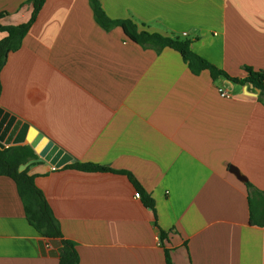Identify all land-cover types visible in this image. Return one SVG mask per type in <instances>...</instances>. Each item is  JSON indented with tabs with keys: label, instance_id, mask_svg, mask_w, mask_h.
I'll list each match as a JSON object with an SVG mask.
<instances>
[{
	"label": "crops",
	"instance_id": "crops-1",
	"mask_svg": "<svg viewBox=\"0 0 264 264\" xmlns=\"http://www.w3.org/2000/svg\"><path fill=\"white\" fill-rule=\"evenodd\" d=\"M100 2L112 20L191 40L232 78L264 71V0ZM32 10L0 0V23L24 24ZM1 83V108L80 163L132 173L153 197L157 216L126 174L27 163L80 264H167L164 248L173 264H264L246 188L264 192V104L251 85L194 75L176 50L108 32L89 0H46ZM27 219L15 182L0 176V264H60Z\"/></svg>",
	"mask_w": 264,
	"mask_h": 264
},
{
	"label": "trees",
	"instance_id": "trees-1",
	"mask_svg": "<svg viewBox=\"0 0 264 264\" xmlns=\"http://www.w3.org/2000/svg\"><path fill=\"white\" fill-rule=\"evenodd\" d=\"M33 10L28 22L14 26L2 25L0 23V32L5 33V37L0 40V98L2 94V71L11 53L18 52L22 46L27 33L30 32L37 16L45 6L46 0H31ZM93 9V15L96 22L108 32L116 27H121L130 40L143 48L153 49L161 52L166 48H171L178 52L184 63L194 75H201L208 71L214 80L223 77L240 85H251L259 90V101L264 104V71L255 72L247 68V77L243 79L232 78L226 72L209 63L206 59L193 51L192 41L181 39L179 37L162 35L159 33L141 31L139 25L131 19L112 20L105 13L100 0H89ZM3 14H0V20ZM38 156L34 148L27 144L15 147L0 149V176L9 177L17 186L19 197L23 202L28 222L43 237L61 241L60 264H80V256L73 242L63 237L61 225L55 216V213L46 199L45 193L37 186L35 177L29 175L28 170L20 171L23 165L30 161L37 160ZM67 169L79 170L84 173L96 172H118L126 174L130 182L142 194V202L156 215V207L153 197L140 185L132 173L126 171H116L109 167L94 163H75L65 166ZM249 196V214L250 222L254 226H264V192L252 183H246ZM157 216V215H156ZM168 239V234L161 231V241L163 243ZM165 246V245H164ZM166 263L173 264L170 250L164 248Z\"/></svg>",
	"mask_w": 264,
	"mask_h": 264
},
{
	"label": "water",
	"instance_id": "water-1",
	"mask_svg": "<svg viewBox=\"0 0 264 264\" xmlns=\"http://www.w3.org/2000/svg\"><path fill=\"white\" fill-rule=\"evenodd\" d=\"M257 92L260 93L259 90ZM27 144L34 148L39 161L48 162L56 169H61L70 163L76 162L74 158L64 152L55 142L45 137L34 126L11 115L10 112L0 107V149ZM27 165H23L20 171L23 172ZM48 241L54 247V250L61 247L60 240L49 239ZM44 243L40 242V247L43 254H46ZM50 254L57 255L56 251H51Z\"/></svg>",
	"mask_w": 264,
	"mask_h": 264
},
{
	"label": "built area",
	"instance_id": "built-area-1",
	"mask_svg": "<svg viewBox=\"0 0 264 264\" xmlns=\"http://www.w3.org/2000/svg\"><path fill=\"white\" fill-rule=\"evenodd\" d=\"M217 91L221 95L222 98L228 99V98L232 97V94H231L229 88H224L223 89L222 87H218ZM54 169H56V168L54 167ZM135 197H136L137 200L141 199V193L137 191V193L135 194Z\"/></svg>",
	"mask_w": 264,
	"mask_h": 264
}]
</instances>
